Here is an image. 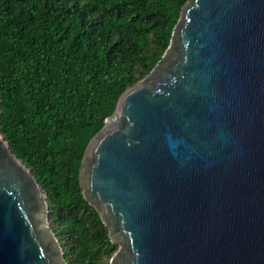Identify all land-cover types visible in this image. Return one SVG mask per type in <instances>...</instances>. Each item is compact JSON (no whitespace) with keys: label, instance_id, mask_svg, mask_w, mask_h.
<instances>
[{"label":"water","instance_id":"obj_1","mask_svg":"<svg viewBox=\"0 0 264 264\" xmlns=\"http://www.w3.org/2000/svg\"><path fill=\"white\" fill-rule=\"evenodd\" d=\"M79 184L118 246L111 264H264V0H187L89 141ZM0 264H66L2 137Z\"/></svg>","mask_w":264,"mask_h":264},{"label":"trees","instance_id":"obj_2","mask_svg":"<svg viewBox=\"0 0 264 264\" xmlns=\"http://www.w3.org/2000/svg\"><path fill=\"white\" fill-rule=\"evenodd\" d=\"M186 2L0 0V136L43 190L66 264H111L118 250L83 197L81 161Z\"/></svg>","mask_w":264,"mask_h":264},{"label":"rangeland","instance_id":"obj_3","mask_svg":"<svg viewBox=\"0 0 264 264\" xmlns=\"http://www.w3.org/2000/svg\"><path fill=\"white\" fill-rule=\"evenodd\" d=\"M164 54H165V53H164ZM164 54H163V56H164ZM163 56H162V57H163ZM0 137H1V136H0ZM45 223H46V217H45ZM49 223H50V222H48V228H49ZM46 224H47V223H46ZM49 230H50V228H49ZM50 232H51V230H50ZM51 234H53V233L51 232ZM55 243H56V242H55ZM56 245H57V243H56ZM57 247H58V245H57ZM117 247H118V246H117Z\"/></svg>","mask_w":264,"mask_h":264}]
</instances>
